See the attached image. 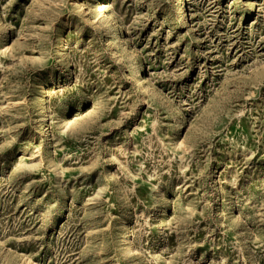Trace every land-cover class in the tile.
I'll use <instances>...</instances> for the list:
<instances>
[{"label":"rangeland","instance_id":"374dc122","mask_svg":"<svg viewBox=\"0 0 264 264\" xmlns=\"http://www.w3.org/2000/svg\"><path fill=\"white\" fill-rule=\"evenodd\" d=\"M0 264H264V0H0Z\"/></svg>","mask_w":264,"mask_h":264},{"label":"bare ground","instance_id":"6f19581e","mask_svg":"<svg viewBox=\"0 0 264 264\" xmlns=\"http://www.w3.org/2000/svg\"><path fill=\"white\" fill-rule=\"evenodd\" d=\"M178 1V0H177ZM182 7V6H181ZM114 18V17H113ZM115 19V18H114ZM134 56V55H133ZM43 89V88H42Z\"/></svg>","mask_w":264,"mask_h":264}]
</instances>
